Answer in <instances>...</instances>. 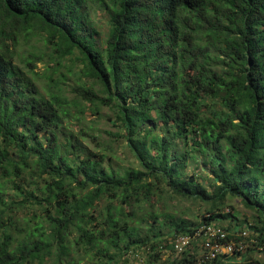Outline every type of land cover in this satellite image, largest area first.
<instances>
[{
    "label": "trees",
    "instance_id": "obj_1",
    "mask_svg": "<svg viewBox=\"0 0 264 264\" xmlns=\"http://www.w3.org/2000/svg\"><path fill=\"white\" fill-rule=\"evenodd\" d=\"M34 37L45 50L22 66ZM171 197L208 204L203 219L158 213ZM229 197L264 247V0H0V264L152 262L165 247L167 264H262L164 241L221 224Z\"/></svg>",
    "mask_w": 264,
    "mask_h": 264
},
{
    "label": "rangeland",
    "instance_id": "obj_2",
    "mask_svg": "<svg viewBox=\"0 0 264 264\" xmlns=\"http://www.w3.org/2000/svg\"><path fill=\"white\" fill-rule=\"evenodd\" d=\"M92 17L96 21V24L101 32V39L100 43H103L104 40L107 38L109 33V16L104 11L96 10L92 13ZM40 46L42 49L45 50L44 46L39 42L37 37H34L27 41L25 38H22L20 46L17 48V54L15 56L16 62L22 64L24 63V59L27 56V51H31L34 46ZM47 59V58H46ZM39 73L38 79V85L40 87L46 86L48 81L47 78L44 75H41L40 73H45V63L37 62V67L35 69ZM94 118V116H93ZM99 127L103 129L102 131V137L109 135L107 134L106 130H115L114 127L106 123V119H103L99 122ZM121 149V148H120ZM122 150V149H121ZM123 151V150H122ZM118 153L120 154V163L123 165H129L130 159L128 155H125L123 152L119 150ZM201 166H203L201 164ZM209 167L207 169L202 170L199 168V172L202 174V178L205 180L206 174L209 172ZM190 168H193L191 166ZM205 177V178H204ZM227 205L225 207L226 212H229V217L221 220V225L227 228L231 229V233L235 232H242L243 230H248L252 237L254 231L250 228L249 225L253 224L254 222V216L255 212L249 208H247L241 199L235 198V197H229L227 200ZM162 207L160 206L159 210H157L158 213L162 212H171L177 217L180 218H187V220L190 221H200L203 219V216L205 215V209L207 208L208 204H204L203 202H200L199 200L195 201L193 199H180V198H168L167 201H164L161 203ZM161 210V211H160ZM228 210V211H227ZM230 210V211H229ZM233 215H236L237 217H234ZM143 225V224H142ZM235 227H239L237 230H235ZM144 232H147L148 229L144 226L142 229ZM172 238H169L168 240H164L165 243L171 240ZM254 245H251V250L248 253L252 256V258L259 260L262 264L264 263V247H254ZM138 254H135V252L128 256L127 261H123L122 264H167L168 259L172 257V252L170 247L162 248V252L159 253L158 259L156 261L149 262V255L143 250H137ZM135 254V255H134ZM231 256V255H230ZM235 257V259H238L236 261H241L242 256L241 255H232ZM225 257V258H224ZM228 257L223 256V259L227 260ZM78 259V258H76ZM90 258H83L82 261H80L79 264H91L88 260ZM224 260V261H225ZM233 263V262H230ZM212 264V263H211Z\"/></svg>",
    "mask_w": 264,
    "mask_h": 264
},
{
    "label": "built area",
    "instance_id": "obj_3",
    "mask_svg": "<svg viewBox=\"0 0 264 264\" xmlns=\"http://www.w3.org/2000/svg\"><path fill=\"white\" fill-rule=\"evenodd\" d=\"M229 236L230 233L220 223L212 221L200 225L192 234H179L175 236L171 243L174 253L179 255L190 247L192 241L195 239L199 240L205 250V258L212 261L218 256L233 255L235 252L243 254L257 241L255 236L253 235L252 237L248 230L237 232L233 238ZM241 264L258 263L244 261Z\"/></svg>",
    "mask_w": 264,
    "mask_h": 264
}]
</instances>
